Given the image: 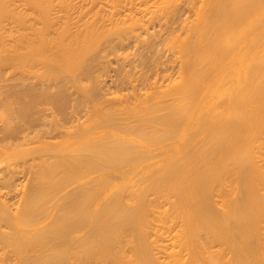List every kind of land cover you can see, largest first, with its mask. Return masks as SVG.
Instances as JSON below:
<instances>
[{
    "label": "bare ground",
    "instance_id": "obj_1",
    "mask_svg": "<svg viewBox=\"0 0 264 264\" xmlns=\"http://www.w3.org/2000/svg\"><path fill=\"white\" fill-rule=\"evenodd\" d=\"M15 1L0 0V63L29 74L23 121L0 126V264H264V0H199L172 35L177 75L104 104L100 46L147 40L180 0H58L55 17ZM49 101L66 117L45 118Z\"/></svg>",
    "mask_w": 264,
    "mask_h": 264
},
{
    "label": "rangeland",
    "instance_id": "obj_2",
    "mask_svg": "<svg viewBox=\"0 0 264 264\" xmlns=\"http://www.w3.org/2000/svg\"><path fill=\"white\" fill-rule=\"evenodd\" d=\"M21 1H23V0H16L15 2L16 3H14V4H12L13 5V7L15 6H17L19 3L22 5V3H21ZM46 1V0H45ZM51 2H50V4H49V10H50V14L51 13H53L54 15H52V16H54L55 17V15L56 16H58V14H63V13H65V7H64V5L61 3H59L58 2V0H50ZM77 2V4H79L78 5V7H80V3L81 2H79L78 0H76ZM82 2H83V0H81ZM195 1H197L195 4H194V2L193 1H191V0H180V3H182V5L180 4V6H181V8H180V6L178 7V11L177 12H179L178 14H175V13H171L172 15V17L169 15V14H167V15H169L168 16V18H167V15H165L166 16V18H165V16H164V19L162 18V21L160 22V24H159V20H156L155 19V21H157L156 23H154V25L156 26L157 24V26H156V28H154L155 26L153 25V23H151V25L149 26V27H151V31L153 32L154 30V32L153 33H155V34H153L151 31H148V32H150V35L148 34V32H147V40H145V36L142 38V36L141 37H139V38H135V36H133L134 38H132V35H130L131 36V38H129V36L127 37V38H125V39H128V40H125L124 41V39H123V41L125 42H122L120 45H122L123 43H124V45H126L125 46V49H123V47H124V45L123 46H117V36L116 37H112V40L111 41H113V42H111V41H109V42H104V41H102V42H104V44H102L103 46L101 47L100 46V48L102 49V51H101V49H100V53H99V55H101V56H99V57H97L98 59H97V61H95L93 64L95 65V69H93V71H95V72H93V74L95 75H97V77H96V75L94 76L93 75V77H95V79L97 80L98 79V77H99V79L98 80H100V81H98L97 80V82H98V84H99V86H101V90H100V92H103V93H101V94H103V95H101V97L102 96H107L108 98L110 97V99H108L107 97L105 98V96L103 97V98H105V99H101V97L99 98V100L100 101H102V100H104V102L102 101V103L104 104V103H108V102H110V100L111 101H113L115 98L116 99H122V98H124L123 96H126V97H128V96H132L133 94V92H138V93H143L146 89H147V87H148V85H147V83H150V82H154V80L156 79V78H158L159 79V81L160 82H163V76H164V78L165 77H168L169 75L171 76L172 74L174 75V74H176L177 72H178V66H176L177 64H178V62L175 60V59H177V58H175V57H177V54H175V52L177 51V49H176V47H173V46H171L172 44L174 45V43H175V41H174V38L177 36H173L172 37V35H174V34H179L178 36H184V35H186L187 33V28H188V26H189V24L191 25L192 24V19L194 18V13H195V10H196V6H197V3L199 2V0H195ZM47 2H49V0H47ZM74 2V8L76 7V3H75V0L73 1ZM73 2H71V3H73ZM79 2V3H78ZM16 4V5H15ZM60 4V5H59ZM76 4V5H75ZM21 5H18L17 6V9L18 10H21L22 9V7H21ZM24 5H26V4H24ZM50 5H52V7L50 6ZM107 4H105L104 6H106ZM20 6V7H19ZM14 7V8H15ZM19 7V8H18ZM26 7H28V5H26ZM62 7H64V9H62ZM107 8H105V7H103V8H105V9H109V5L108 6H106ZM21 8V9H20ZM81 8V7H80ZM79 8V9H80ZM16 8H15V10H17ZM24 9H26V8H24ZM53 9V11H51ZM78 8L76 7L75 8V10H77ZM181 9V10H180ZM60 10H62V11H60ZM73 10V9H72ZM75 10L74 11H72L73 13H76L75 12ZM27 11L29 12V9H27ZM60 11V12H59ZM128 11V10H127ZM127 11H125V12H127ZM17 12V11H16ZM56 12V13H55ZM61 12H63V13H61ZM122 12H123V10H122ZM124 12V13H125ZM129 12V11H128ZM176 12V13H177ZM58 13V14H57ZM123 13V14H124ZM148 14V13H147ZM151 14V13H150ZM150 14H148V16L150 15ZM76 15V14H75ZM147 16V17H148ZM171 17V18H170ZM12 20V19H11ZM9 18H8V20L7 19H5L4 21V29H6L7 27H9L10 28V30H11V28H13L15 31L17 30V28H19V23H18V21H16L15 22V20H12L11 21ZM190 21H191V23H190ZM18 23V24H17ZM185 24H187V26L185 25ZM127 25V24H126ZM187 27H185V26ZM18 26V27H17ZM186 30H185V29ZM8 29V28H7ZM12 29V30H13ZM13 30V31H14ZM173 30V31H172ZM156 31H157V33H156ZM186 31V32H185ZM159 32V33H158ZM168 32V33H167ZM172 32H174V33H172ZM186 33V34H185ZM145 34V33H144ZM152 34V35H151ZM158 34H160V37H159V35ZM181 34V35H180ZM165 35H167V38H165V40H164V37H166ZM169 35V36H168ZM113 36H115L114 34H113ZM151 38H150V37ZM150 38V40H149V38ZM159 37V38H158ZM170 37V38H169ZM116 40H115V39ZM141 38H142V40H141ZM157 38V39H156ZM162 40H161V39ZM172 38H173V40H172ZM180 38V37H179ZM182 38V37H181ZM157 41H156V40ZM160 41H162V42H160ZM169 39H170V41L172 40V43L169 41ZM135 40V41H134ZM136 40H140V41H144L143 43L142 42H140V43H138V41H136ZM153 40V41H152ZM115 41H117L116 42V45H115ZM147 41H148V43H147ZM163 41H164V43H163ZM168 41L169 43H166V42ZM174 41V42H173ZM154 42V43H153ZM120 42H118V44H119ZM134 43H136V44H134ZM152 43H153V46H151L150 47V44L152 45ZM157 43V44H156ZM162 43V44H161ZM155 44V45H154ZM113 45H115V46H113ZM137 45V46H136ZM138 45H139V47H138ZM144 47H143V46ZM147 45H149V46H147ZM157 45V46H156ZM159 46V47H158ZM174 46H176V45H174ZM138 47V48H137ZM170 47H171V49H170ZM117 48H119V49H117ZM139 48L141 49V50H139ZM143 48H144V50H145V52H144V50H143ZM147 48H148V50H147ZM152 48H154V50L152 49ZM174 50H173V49ZM137 49V50H136ZM153 51H151V50ZM176 50V51H175ZM141 53H140V52ZM142 51L145 53H143L142 54ZM149 51H150V53H149ZM138 52V53H137ZM149 53V54H147V53ZM174 52V53H173ZM140 53V54H139ZM177 53V52H176ZM134 54V55H133ZM148 55V57H147V55ZM141 55V56H140ZM150 55V56H149ZM176 55V56H175ZM127 56V57H126ZM145 57V59H144V57ZM101 57V58H100ZM129 57V58H128ZM136 57V58H135ZM127 58V59H126ZM134 58V59H133ZM143 58V59H142ZM150 58H152L151 60H150ZM101 59V60H100ZM140 59H142V61L140 60ZM147 59V60H146ZM154 59H155V61H154ZM146 60V61H145ZM153 61V62H152ZM97 62V63H96ZM9 64V65H8ZM8 64H3V63H0V126H4L5 124H6V122H4V120H5V118H6V121L8 120V119H10L8 122H11L12 124H16V120L17 121H20L19 123H21L23 120H19V118L21 119L22 117H21V115L19 114V113H17V111L19 112V110H20V106L17 104L18 103V99L19 98H17V94L15 93L17 90H19V89H23V86L21 85L23 82H22V80H21V78L23 77H25V74H29V73H24V72H22V73H24V75L21 73V69L20 68H17L15 65H13V64H11V63H8ZM10 65H12V66H10ZM16 67V68H15ZM94 67V66H93ZM177 71V72H176ZM23 75V76H22ZM177 75V74H176ZM51 76H53V75H51ZM57 78V76L54 74V76L53 77H50L49 76V78H54V79H52V81L53 80H55V83H56V81H58L59 83L63 80V79H61L60 80V78H62V77H59L58 78V80H56V78ZM160 78L162 79V80H160ZM51 79H48V81H47V78L45 79L47 82H49L50 84H51ZM94 79V78H93ZM64 80H65V82H67V85H68V83H69V81H71V80H69L68 81V79H67V81H66V78H64ZM63 80V81H64ZM100 82V83H99ZM54 83V82H53ZM53 83L51 84V86L53 85ZM54 83V85L52 86L53 87V89H52V87H50L51 89V92H55L56 91V89L58 90V88H59V85H60V87H61V83L59 84V83H57V84H59L58 85V87L57 88H54V87H56V85L57 84H55ZM63 84H65V85H62V86H64V88L67 86L66 85V83H64V82H62ZM71 83V82H70ZM69 83V84H70ZM87 83V82H86ZM85 84V83H84ZM101 84V85H100ZM69 86V85H68ZM66 87L68 90V92H69V95H70V100H72V104L70 105V104H68V107L69 108H71L70 106H73V103H74V101L76 100V101H78V99H74V98H76V97H73L74 95L75 96H77V98H79L80 100H79V102L81 103V100H82V96H80V94L79 93H81L80 92V90H78L77 88H76V86L75 85H72L71 87L69 86V87ZM73 86H75V88L73 87ZM103 88H105V89H103ZM55 89V90H54ZM71 89V90H70ZM78 90V91H74V90ZM13 90H15V92L13 91ZM66 90V89H65ZM19 92V91H18ZM68 92H67V94H68ZM71 92L72 93H74V94H71ZM79 92V93H78ZM110 92V93H109ZM12 94V95H11ZM14 94H15V96H14ZM110 95V96H108V95ZM117 94V95H116ZM118 94H119V96H118ZM121 94H123V96H121ZM71 95H73L72 97H71ZM80 97H79V96ZM82 95V94H81ZM116 95V96H115ZM15 97V98H14ZM112 97H114V98H112ZM117 97H119V98H117ZM113 100H112V99ZM131 98V97H130ZM84 99V101H82V106L81 105H79V106H81L80 108H82L83 106H86V104H87V107H89L88 109L85 107V109H87L88 110V112H89V110H91L90 108H92L93 106H91V104H93L94 102L97 104L98 103V98H97V100L98 101H96V100H89V99H87L86 100V98H83ZM109 101H108V100ZM90 101V103H89V101ZM88 102V103H86V102ZM108 101V102H107ZM16 102V103H15ZM48 102V101H47ZM47 102H45V104L47 103ZM50 102V101H49ZM79 102H77L78 104H79ZM85 102V104H83ZM76 103V102H75ZM76 103V105L78 106V104ZM94 103V104H95ZM101 103V102H100ZM45 104H43V105H39L40 107H42V108H49V106L51 105V104H53V102H50V103H48L47 105H45ZM89 104V105H88ZM93 104V105H94ZM44 105H45V107H44ZM75 105V104H74ZM53 105H51L50 106V108L49 109H56L55 108V106L56 105H54L53 107H52ZM77 106H75V107H77ZM39 107V108H40ZM57 107V106H56ZM75 107H73V108H71V109H74ZM45 108V109H46ZM68 108V109H69ZM79 108V107H78ZM41 109V108H40ZM42 109V110H44L43 112H41V114L42 113H44L45 111V115H43L45 118H51V117H53V119H51V120H55V121H59V119L60 118H62L63 116H64V114H62V112L60 113L61 115H62V117H59V116H61L60 114H57V113H59L58 112V110L56 109L55 111L54 110H51V112L52 111H54V115L53 114H51V113H49V111L50 110H48V109ZM68 109H66V113L67 112H70V114H71V111H68ZM76 109V108H75ZM84 108H83V110H85ZM77 110V109H76ZM79 111H72V114L74 115V116H78L77 118H79V119H77L76 117H74L72 114V116L73 117H69V115L70 114H68V117L69 118H71L70 119V121L71 120H73L72 118H75V119H77L76 121H75V119L73 120V121H75V122H78L80 119H81V116H82V114H83V112H87L86 110L85 111H83L82 109V114H80V115H77L79 112H80V109H78ZM47 111H48V113H47ZM57 111V112H56ZM64 112V113H65ZM12 113H14V114H12ZM46 113H47V115H46ZM53 113V112H52ZM85 113H84V115L83 116H86L85 115ZM15 114H17L16 116H15ZM49 114H51L52 116H50ZM10 115H14L15 117H16V119H15V121L13 120L15 117L13 116H10ZM49 115V116H48ZM58 116L57 118L58 119H56V116ZM23 116V115H22ZM48 116V117H47ZM8 117V118H7ZM19 117V118H18ZM54 117H55V119H54ZM64 117H66V114H65V116ZM67 117V118H68ZM18 118V119H17ZM69 118H68V121H69ZM85 119V117H82V120H84ZM4 119V120H3ZM64 119V118H63ZM62 119V120H63ZM11 120H13V122L11 121ZM48 120H50V119H46V121H48ZM50 120V121H51ZM65 120V119H64ZM67 120V119H66ZM82 120H80V121H82ZM60 121H61V119H60ZM70 121H69V123H70ZM71 122V123H75V122ZM7 122V123H8ZM15 122V123H14ZM4 123V124H3ZM76 124V123H75ZM71 125V124H70ZM0 133H1V128H0ZM2 134V133H1ZM12 161H13V159H11ZM5 162H7V161H5ZM4 162V164H3V166H6V164H9V159H8V162L7 163H5ZM11 163V162H10ZM15 163V162H14ZM20 163V162H19ZM16 164V163H15ZM17 166H19V167H16L17 169L16 170H20V169H22L20 166H22L21 164H16ZM13 166V165H12ZM20 173V174H19ZM17 175H19L18 177H17V182L18 183H20V184H22V183H24L25 181H24V176H22L23 174L21 173V172H19ZM12 201V200H11Z\"/></svg>",
    "mask_w": 264,
    "mask_h": 264
}]
</instances>
